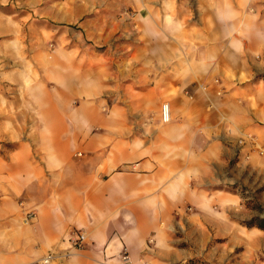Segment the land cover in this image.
<instances>
[{
    "label": "crops",
    "instance_id": "crops-1",
    "mask_svg": "<svg viewBox=\"0 0 264 264\" xmlns=\"http://www.w3.org/2000/svg\"><path fill=\"white\" fill-rule=\"evenodd\" d=\"M190 13L196 24L186 25ZM147 17L161 44L135 58L157 71L141 103L101 113L88 99L73 106L83 89L73 86L43 102L51 114L35 141L0 154V264H210L212 242L239 240L247 209L233 185L264 157L239 149L236 123L210 107L233 105L237 90L216 100L199 85L240 76L231 58L262 64L264 0H159ZM96 87L87 95L112 89ZM79 230L83 247L72 248Z\"/></svg>",
    "mask_w": 264,
    "mask_h": 264
},
{
    "label": "rangeland",
    "instance_id": "rangeland-1",
    "mask_svg": "<svg viewBox=\"0 0 264 264\" xmlns=\"http://www.w3.org/2000/svg\"><path fill=\"white\" fill-rule=\"evenodd\" d=\"M158 2L0 0V154L7 156L19 143L35 141L51 114L43 102L58 94L68 99L73 86H83L72 98L73 106L88 99L106 113L110 105L133 110L135 102L141 103L137 91L147 87L157 71L135 58L150 57L152 49H159L161 40L146 19ZM196 18L190 13L186 25L196 24ZM257 60L262 64L238 65L231 58L230 67L240 76L232 71L216 75L205 84L201 81L199 88L213 90L216 100L237 90L233 105L221 111L216 101L210 107L223 122L236 123L239 149L264 157V57ZM108 83L110 92L87 95L88 88L97 92V85ZM140 114L133 111L129 118L136 120ZM142 115L146 122L154 119L151 112ZM233 189L247 209L240 221L244 228L234 244L211 243L209 247L222 250L216 249L210 264H264V228L258 226L264 222V167L244 169Z\"/></svg>",
    "mask_w": 264,
    "mask_h": 264
},
{
    "label": "built area",
    "instance_id": "built-area-1",
    "mask_svg": "<svg viewBox=\"0 0 264 264\" xmlns=\"http://www.w3.org/2000/svg\"><path fill=\"white\" fill-rule=\"evenodd\" d=\"M161 117L164 122H167L170 120V108L167 103H163L161 105ZM35 217V214L33 212L27 213L28 219H33ZM86 235L83 231H75L72 236L69 238V241L71 243L72 248L80 249L83 247L84 241H85ZM152 239H149L148 242H151ZM127 256H124L126 258ZM53 258V253H49L45 255L42 258L43 263H48Z\"/></svg>",
    "mask_w": 264,
    "mask_h": 264
},
{
    "label": "trees",
    "instance_id": "trees-1",
    "mask_svg": "<svg viewBox=\"0 0 264 264\" xmlns=\"http://www.w3.org/2000/svg\"><path fill=\"white\" fill-rule=\"evenodd\" d=\"M71 27H75V25H69ZM256 221V220H255ZM258 223V222H257ZM248 224V223H247ZM258 226L261 227V228H264V222H260L258 223Z\"/></svg>",
    "mask_w": 264,
    "mask_h": 264
}]
</instances>
